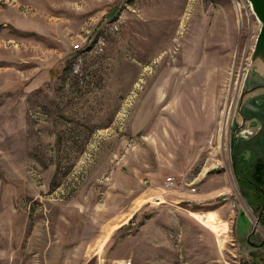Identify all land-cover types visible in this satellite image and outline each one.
<instances>
[{
	"label": "rangeland",
	"instance_id": "1",
	"mask_svg": "<svg viewBox=\"0 0 264 264\" xmlns=\"http://www.w3.org/2000/svg\"><path fill=\"white\" fill-rule=\"evenodd\" d=\"M259 28L247 0H0V264H264Z\"/></svg>",
	"mask_w": 264,
	"mask_h": 264
},
{
	"label": "water",
	"instance_id": "2",
	"mask_svg": "<svg viewBox=\"0 0 264 264\" xmlns=\"http://www.w3.org/2000/svg\"><path fill=\"white\" fill-rule=\"evenodd\" d=\"M247 1L252 13L260 24V28L255 41L254 49L252 50L251 61L248 69L250 72L249 77H252L254 82L252 85H245L241 89L236 115L237 118L239 117L242 121L249 123L257 122V127L255 130L256 133L262 127L261 121L256 119V117L253 115V118L246 120L245 115L248 109L253 110L252 107L255 109V111L256 109H259V111L261 110L262 113L264 112V108H261L262 104L264 105V0ZM247 101L252 102L253 106L245 108L244 106L246 105ZM262 116L264 118V115ZM233 144H235V142H233ZM232 147L234 149L233 145ZM237 178H239L238 175Z\"/></svg>",
	"mask_w": 264,
	"mask_h": 264
},
{
	"label": "trees",
	"instance_id": "3",
	"mask_svg": "<svg viewBox=\"0 0 264 264\" xmlns=\"http://www.w3.org/2000/svg\"><path fill=\"white\" fill-rule=\"evenodd\" d=\"M249 176V180L252 184L247 183V185L248 187L253 189V203L257 204V206L261 208L260 215L264 220V164L262 162L256 163L253 167V171L250 173ZM247 191L250 190L248 189Z\"/></svg>",
	"mask_w": 264,
	"mask_h": 264
},
{
	"label": "built area",
	"instance_id": "4",
	"mask_svg": "<svg viewBox=\"0 0 264 264\" xmlns=\"http://www.w3.org/2000/svg\"><path fill=\"white\" fill-rule=\"evenodd\" d=\"M174 179H173V177H171V176H169V177H167L166 178V186H172L173 184H174V181H173Z\"/></svg>",
	"mask_w": 264,
	"mask_h": 264
}]
</instances>
